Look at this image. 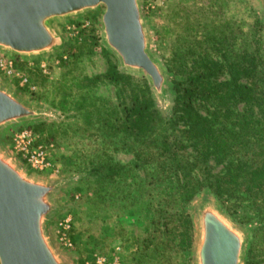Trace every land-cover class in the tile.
I'll use <instances>...</instances> for the list:
<instances>
[{
	"label": "trees",
	"instance_id": "trees-1",
	"mask_svg": "<svg viewBox=\"0 0 264 264\" xmlns=\"http://www.w3.org/2000/svg\"><path fill=\"white\" fill-rule=\"evenodd\" d=\"M186 8H172L170 23L163 28L164 35L173 34L172 23L182 24L179 40L169 42L173 50L166 62L173 74L170 116L158 108L148 80L120 70L107 49L103 52L109 66L104 73L72 78L69 87L74 86L77 94L64 93L63 109L71 95L86 129L95 127L109 143L121 145L116 150L129 149L135 156L124 164L102 147L98 156L85 161L87 186L81 201L90 206L98 199L107 204L120 195L127 198L136 170H143L138 186L146 196L143 209L151 230L134 253L140 255L139 264L146 263L150 250L174 264L183 260L193 244L191 205L203 193L215 197L227 215H243L237 220L251 223L246 264L264 262V25L256 23L249 47L239 48L236 42L243 34L239 27L228 22L208 26V32L205 27L204 42L213 43L220 59L196 50L190 64L191 50L181 43L197 25L188 19ZM82 47L68 52L75 56V64L86 53ZM101 83L121 89L118 105L98 104L93 90ZM39 126L44 129L47 124L42 121ZM49 136L56 133L52 130ZM80 222L75 218L72 229L77 245ZM94 247L91 242L87 249Z\"/></svg>",
	"mask_w": 264,
	"mask_h": 264
},
{
	"label": "rangeland",
	"instance_id": "rangeland-1",
	"mask_svg": "<svg viewBox=\"0 0 264 264\" xmlns=\"http://www.w3.org/2000/svg\"><path fill=\"white\" fill-rule=\"evenodd\" d=\"M140 5L149 34V53L161 65L167 77L169 97L167 102L161 100L154 92L152 82L144 72L122 68L118 56L105 41L101 19L103 8L55 19L52 26L60 36L61 44L53 51L36 55H18L0 48V85L42 111V115L38 118L11 123L4 127L0 131V147L9 152L28 175L44 181L62 182L53 197L56 210L48 218L47 234L67 264H96L97 255L105 257L110 264H139L140 255L135 256L134 253L141 250V243L148 237L151 230L146 223L148 217L143 209V200L146 196L138 186V182L145 176L143 170H136L134 183L126 189L127 198L123 199L120 195L115 200L107 201V204L98 199L93 205H83L82 188L87 186L84 180L85 161L98 156L102 147H105L116 161L124 164L132 163L135 156L134 151L129 149L116 150L115 148L121 145L115 141H113L115 143H109V140L95 127L86 129L87 126L78 114V109L70 102L71 95L68 96L66 109H63L61 100L64 93L71 94L73 91L72 96L77 94L74 86L69 87L73 82L72 78L104 73L109 66L103 52L107 49L113 54L112 58L117 62L120 70L148 80L158 108L165 116H170L174 101L173 74L166 69V62L171 57V49L173 50L169 42L176 43L182 35V24L176 22V24L172 23L175 30L173 34L164 35L163 33V28L170 23L168 14L172 8L187 7L185 11L188 19L197 25L190 35L185 34L186 37L185 39L183 37L181 43H185L191 50L190 54H187L190 64L192 58L197 56V53H193L196 50H205L203 53H207L209 57L220 59L218 51L213 49V43L204 42L205 27L208 28L207 32L215 28L217 23L228 22L239 27L243 32L236 42V47L239 48L246 44L249 47L256 23L264 25L263 0H140ZM261 36L264 48V29ZM79 47L84 48L86 53L75 64V56L68 52L77 51ZM7 59L14 61L15 71L12 74L6 73L1 65V61ZM73 63L76 65L75 68ZM225 77L229 75L225 74ZM120 92L119 87L101 83L94 88L93 95L99 99V105L110 106L119 104ZM202 111L205 112L204 109ZM42 121L47 124L44 129L39 126V122ZM25 129L32 130L36 134L37 141L48 147L52 162V167L49 169L36 170L14 154L12 146L14 136ZM52 130L56 133L54 138L49 136ZM221 167L222 165H219L217 170ZM205 202H211L235 228L244 233L246 242L241 264H246L245 255L253 226L251 223L245 224L237 220L238 217L243 218V215L236 218L227 215L217 199L206 193L192 202L191 213L195 220L193 244L179 264H198L200 224L197 208ZM66 216H72L73 222L75 218L81 221L79 227L81 235H78V230L73 232L80 238L79 245L75 244L74 248L65 247L57 236L58 224ZM91 242L95 244V247L89 250L87 248ZM150 252L152 255L147 258L145 264H174V260L169 262L159 254L151 250ZM255 264H264V262Z\"/></svg>",
	"mask_w": 264,
	"mask_h": 264
},
{
	"label": "water",
	"instance_id": "water-1",
	"mask_svg": "<svg viewBox=\"0 0 264 264\" xmlns=\"http://www.w3.org/2000/svg\"><path fill=\"white\" fill-rule=\"evenodd\" d=\"M264 2V0H263ZM103 8L107 45L122 68L144 72L154 92L167 102V77L149 53V34L140 0H0V48L18 55L57 49L61 39L52 26L62 18ZM42 111L0 85V131L11 123L38 118ZM61 181L28 175L0 147V264H67L47 234ZM200 240L198 264H241L245 235L211 202L197 208Z\"/></svg>",
	"mask_w": 264,
	"mask_h": 264
},
{
	"label": "built area",
	"instance_id": "built-area-1",
	"mask_svg": "<svg viewBox=\"0 0 264 264\" xmlns=\"http://www.w3.org/2000/svg\"><path fill=\"white\" fill-rule=\"evenodd\" d=\"M1 65L5 68L6 73L12 74L15 71L13 59L2 60ZM44 65H42L43 67ZM27 80V78H25ZM14 154L22 158L32 168L44 171L52 167L48 147L37 141L36 134L25 129L15 134L13 139ZM73 218L66 216L62 218L58 224L57 236L60 242L67 248H74L75 242L72 238ZM96 264H107L105 257L97 255L95 258ZM110 264V263H108Z\"/></svg>",
	"mask_w": 264,
	"mask_h": 264
}]
</instances>
